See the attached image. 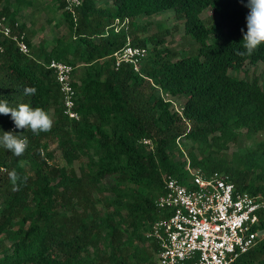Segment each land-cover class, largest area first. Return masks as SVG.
Masks as SVG:
<instances>
[{
	"label": "trees",
	"instance_id": "obj_1",
	"mask_svg": "<svg viewBox=\"0 0 264 264\" xmlns=\"http://www.w3.org/2000/svg\"><path fill=\"white\" fill-rule=\"evenodd\" d=\"M51 1L68 35L54 37L44 48L31 45L22 23L15 26L33 0H0V17L13 32H23L29 46V53H22L12 39L0 36V101L12 108L41 107L54 122L49 132L35 135L0 114V137L11 131L28 140L21 156L0 144V264H158V246L145 233L158 217L154 201L163 175L187 178L183 152L175 159L179 140L199 148L201 158L186 148L191 166L224 172L237 190L264 195V139L229 158L223 154L242 130H264V91L256 78L228 74L245 63H264V44L252 55L238 54L244 51L247 0H103V5L82 0L74 15L62 0ZM169 9L184 19L185 34L195 45L190 53L178 56L164 45L165 26L139 35L144 30L136 23L139 15ZM205 9L214 22L201 18ZM116 19L126 20L118 31ZM127 41L148 49L139 71L125 62L112 66V54ZM52 59L75 67L78 119L63 113L58 83L47 67ZM31 87L35 94H26ZM183 94L178 110L173 98ZM50 139L65 165L52 162ZM76 160H81L78 171ZM13 172L21 178L15 187ZM105 179L115 197L104 200L102 212ZM259 215L264 229V210ZM145 240L149 248L138 245ZM229 264H264V236Z\"/></svg>",
	"mask_w": 264,
	"mask_h": 264
},
{
	"label": "built area",
	"instance_id": "obj_2",
	"mask_svg": "<svg viewBox=\"0 0 264 264\" xmlns=\"http://www.w3.org/2000/svg\"><path fill=\"white\" fill-rule=\"evenodd\" d=\"M62 1L73 15L82 3V0ZM125 22L116 19L114 30L125 27ZM19 24L15 22V26ZM0 36L12 39L20 52L29 53L24 33L13 32L5 16L0 17ZM147 54L146 47L127 41L112 54V66L117 68L125 62L139 71ZM47 67L53 71L58 83L63 113L78 119L72 84L75 67L54 59ZM142 142L151 146L150 139L143 138ZM185 170V180L163 175L162 190L154 201L158 217L145 237L158 246V264H229L264 236V229L259 227L264 195L237 190L224 172H205L191 166L188 158Z\"/></svg>",
	"mask_w": 264,
	"mask_h": 264
},
{
	"label": "rangeland",
	"instance_id": "obj_3",
	"mask_svg": "<svg viewBox=\"0 0 264 264\" xmlns=\"http://www.w3.org/2000/svg\"><path fill=\"white\" fill-rule=\"evenodd\" d=\"M103 2V0H97V5H103ZM200 16L206 24H210L216 20V17L211 15V11L209 9H205ZM48 18L53 19L52 21H48ZM16 20L25 26V32L29 37L32 46H39V43H42L44 48H48L53 44L54 37H66V35H68V29L66 25L61 22L59 11L57 10L54 2L51 0H33L32 6L22 11ZM136 23H138L139 26L144 27V30H141L139 33L140 36H148L156 32L157 28L160 26L167 27L169 29V34L165 37L164 45L174 51H177L178 56L190 53V51H193V47H195L192 40L185 34L184 19L177 17L171 9L164 10L150 16L141 14L136 18ZM263 66L264 63L262 61H259L256 64L245 63L239 70L229 69L228 74L238 79L243 78L250 81L256 78L258 85L264 91V75L262 72ZM79 71L80 67H77L76 72L78 73ZM185 98L186 94H183L182 98H173L175 102L173 106L180 110L182 102ZM263 139L264 130L255 134H247L244 130H242L237 142H230L227 148L223 150V154L229 158L233 153L242 151L245 148L252 146L256 141ZM178 142L179 144L175 150V159L181 157L178 153L180 151L183 152L181 159L183 158L184 160H187L186 148L193 150L198 158H201L199 148L195 143L186 141V143L184 142V145L183 141L179 140ZM48 150L53 153L52 162L54 164L60 166L65 165V161L62 158L58 145L53 139L48 140ZM80 164L81 160L74 161L73 167L76 171H78ZM107 180H103L100 185L102 188H105V190L102 191L100 197L101 199L98 203V209L102 212L106 209L103 203L104 200L115 197L114 193L108 189L110 184ZM132 187V185H129L130 189ZM135 188L144 192V190L139 187ZM94 196L98 197V194L95 193ZM114 207L115 205H112L109 207V210H113ZM138 245L144 248L150 247L149 242L146 240L139 241ZM89 250L92 249L89 248Z\"/></svg>",
	"mask_w": 264,
	"mask_h": 264
},
{
	"label": "clouds",
	"instance_id": "obj_4",
	"mask_svg": "<svg viewBox=\"0 0 264 264\" xmlns=\"http://www.w3.org/2000/svg\"><path fill=\"white\" fill-rule=\"evenodd\" d=\"M243 2V0H242ZM246 7L250 9L246 16L247 31L243 34L242 47L244 51L239 55H252L261 44H264V0H247ZM26 94L34 95V87L26 88ZM0 114L10 115L16 128L30 129L35 135L42 132H49L53 127V119L50 114L41 107H32L29 104L21 103L17 108L8 106L7 101H0ZM15 132H3L0 137V144L16 156H21L28 147L26 137L20 138ZM10 179L15 186L21 179L15 172L10 174Z\"/></svg>",
	"mask_w": 264,
	"mask_h": 264
}]
</instances>
